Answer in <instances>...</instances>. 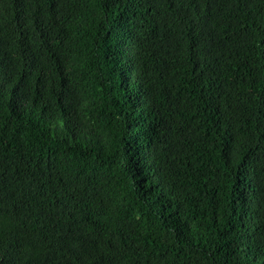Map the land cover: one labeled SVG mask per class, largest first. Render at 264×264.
<instances>
[{
  "label": "trees",
  "instance_id": "obj_1",
  "mask_svg": "<svg viewBox=\"0 0 264 264\" xmlns=\"http://www.w3.org/2000/svg\"><path fill=\"white\" fill-rule=\"evenodd\" d=\"M0 264H264V0H0Z\"/></svg>",
  "mask_w": 264,
  "mask_h": 264
}]
</instances>
